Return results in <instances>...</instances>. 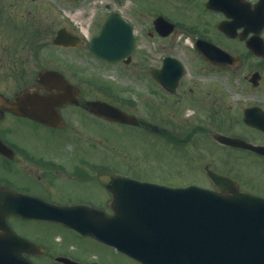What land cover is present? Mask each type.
Wrapping results in <instances>:
<instances>
[{"label": "flooded vegetation", "instance_id": "af4514ba", "mask_svg": "<svg viewBox=\"0 0 264 264\" xmlns=\"http://www.w3.org/2000/svg\"><path fill=\"white\" fill-rule=\"evenodd\" d=\"M60 1L0 0V21L6 29L11 26L19 29L25 47L35 48L34 59L26 56L25 50L14 59L19 64V80L26 81L22 86L38 85L39 72L49 69L60 72L79 88L77 103L57 107L63 119L59 126L6 113L5 119L22 118L23 125L31 129H24L21 139L1 136L13 154L9 157L0 153V161L18 167L19 173L13 177L0 175V206L6 209L38 206L29 201L31 197L49 204L85 206L112 213L113 194L100 175H133L108 166L105 155L91 153L90 136L72 137L76 124L90 123L100 134L107 128H116L117 132L135 129L154 140L166 136L180 144L194 137L216 142L214 133L220 131L209 130L208 125L204 127L200 118L195 120V130L185 136L175 134L170 126H186L190 119L185 121L180 117L189 109L216 124L222 106V124L243 127L246 132L221 133L264 146V0H143V3L101 0L100 9L90 14L86 26L76 24L70 15L58 18L64 11ZM62 1L73 7L82 0ZM5 5L15 6L23 19L12 20V13L7 12ZM49 11L52 13L46 16L52 21L44 24L45 20L39 16ZM107 22L117 23L102 35V44L118 51L120 58L115 62L98 58L90 50L92 39L100 35ZM5 25L1 24L0 29H5ZM61 31L68 33L67 46L56 44ZM47 41L69 56L38 58V45ZM8 57L4 49L0 51V64L10 63ZM31 63L40 64V69L23 76L24 66ZM223 79L227 86L222 84ZM38 88L41 95L50 94L41 85ZM232 95L238 96L236 103L229 99ZM96 100L135 115L136 125L111 121L91 112L87 103ZM232 103L236 104L235 110H230ZM236 109L240 110L239 116ZM226 148L237 150L238 153L233 152L235 156L243 155L248 168L231 164L234 175L222 172L238 180L246 190L264 196V191L258 188V180L264 176L256 175L254 170L257 164L264 168V155ZM93 154L98 159L93 160L96 157ZM18 161H23V168ZM5 221L19 236L43 248L39 253L33 250L23 253L34 264L49 256H53L52 263L56 264L60 255L82 264H141L116 248L58 223L13 214L5 216L0 223ZM68 236L75 245L80 244L84 256L67 249L57 250L58 246L69 245Z\"/></svg>", "mask_w": 264, "mask_h": 264}, {"label": "water", "instance_id": "95a60500", "mask_svg": "<svg viewBox=\"0 0 264 264\" xmlns=\"http://www.w3.org/2000/svg\"><path fill=\"white\" fill-rule=\"evenodd\" d=\"M66 42V34L61 32L56 43L66 45ZM49 74L46 72L42 75L41 83L52 88L51 81L48 80L52 75ZM63 83L57 88L69 87L64 81ZM55 104L42 101L38 93L22 94L14 103H8L0 97V109L6 108L21 115L24 113L43 122L47 121L48 110ZM90 105L94 112L110 119L131 121L126 115L114 109L109 110V107L100 102ZM224 139L229 145L253 148L237 140ZM211 177L223 193L192 186L170 189L117 178L123 180V186H131L142 193L130 197V204L119 198L121 206L115 208L116 214L113 217L105 216L100 211L78 207H55L43 210L41 214L80 231L95 233L105 241L119 244L125 249L151 248L160 251V255L141 254V257L148 260L155 257V264H199L203 258H209L208 264H230L228 261L223 263L218 260L229 257L236 259L235 264H255L257 255L249 253L252 246L248 242L255 241L263 234L260 224L264 223V199L239 189L228 178L214 173H211ZM102 179L109 185L115 177L103 176ZM4 210L2 208L3 215ZM41 214L29 212L25 216H42ZM7 243L8 240L0 239L1 264L16 261L14 254L9 253L14 245L7 246ZM200 249L206 251L203 256L198 252Z\"/></svg>", "mask_w": 264, "mask_h": 264}, {"label": "rangeland", "instance_id": "374dc122", "mask_svg": "<svg viewBox=\"0 0 264 264\" xmlns=\"http://www.w3.org/2000/svg\"><path fill=\"white\" fill-rule=\"evenodd\" d=\"M139 2L143 3V0H139ZM146 2L148 1H144V3ZM60 3L63 4L61 8L64 11L61 12V15H59L58 18L62 19L64 15H70L76 24H80L82 26H86L89 23L90 14H92L96 9H100L101 6V0H83L78 4H75L73 7L71 5H67L68 2H64L62 0L60 1ZM5 8H7V5H5ZM18 11L15 6H9L7 8V12L12 13V20L19 21L21 18L23 19V14ZM43 12L45 11L43 10ZM51 13L52 12L49 11L48 13H41V16H39L42 21L45 20L44 24H49L52 21V19L46 16V14L50 15ZM1 24H3V26L5 25L0 21V25ZM8 26L9 25L7 24V27ZM4 28L5 29H0V51H2L3 49L6 51L9 56L7 60L10 63H5L3 65L0 64V90L5 92L6 94L11 95L15 90L20 88L22 83L26 82L25 79L23 80V82L19 80V64H16L18 63L16 61L17 59L15 61L14 59L19 58L24 50L26 51V56L31 57L32 59H34L36 55L35 48H28L23 45V37H21L19 29L13 26L8 27L6 29V25ZM49 39H51V37ZM38 52V58L41 57V59H46L47 57H54L55 55L63 57L69 56L68 52H63L58 49H55L52 46L51 41H47L43 44L38 45ZM44 63L47 64L46 62H43V64ZM52 64L53 60L50 65ZM24 67L26 68L23 69V76L28 75V73L37 72L38 69H40L41 65L38 63H31L25 65ZM14 69H17L18 71L14 72ZM221 82L225 86L228 85L225 79H223V81ZM237 98V95L229 96V99L234 103H236ZM235 105L236 104H233V107H230V110L231 108L235 110ZM179 108L184 109L183 107ZM222 110L223 107L221 106V113L219 114L220 120H218L219 122H216V124H213L197 112H194L193 110L189 109L185 111L183 113L184 115H181L180 117V119L185 121L186 119H190L189 121H187L186 126L172 125L170 126V129L175 132V134H188L189 132L195 130L196 118H200L201 124L204 127L207 125L210 126L208 127L210 128L209 130L223 132L226 129L228 133L231 132L234 134H244L246 130L243 127H225L222 124L224 112ZM236 110L239 116L240 110ZM176 113L179 112L176 111ZM141 114H143L144 116L148 115L147 113ZM179 115L180 114H178V116ZM9 123H11V121H9ZM13 123L14 128L7 129V131L9 130V133L6 132V130L4 133V126L7 124V122L4 124V126L2 125V133L5 137L21 139L23 138V130L25 129L29 131L31 129L30 126H28L27 124L23 125V120L21 119L16 120ZM72 131L74 133L72 137H79L78 135L90 136L92 138L90 142L91 145H88L92 148L90 152L105 155L108 162L110 163V165L108 166L127 171L132 175H135L137 177L139 176L142 179L149 181H156L169 184L198 183L202 185H208L209 179L205 168L206 165H212L219 171H230V173H233L232 170L228 169L231 167V165H229L230 163L232 165L239 164L243 168H248V163L245 161L243 155H234V153H238V151L235 152L234 150L229 148L219 147L217 144H212V141L210 142L207 139L205 142L200 139L198 140L196 137H194L190 141L183 142V144H180L175 143L172 139H169L166 136H157V139L154 140L153 138L144 135L142 133V130L127 129L124 130L125 132H117L116 128L103 129V134H100L99 129H97L90 123L87 124V126H80L79 124H76L75 126H73ZM61 135L62 134H52L51 136L61 137ZM200 138H202V136ZM72 142L74 141H70V143ZM82 142L83 141H76V143ZM94 155L95 154H93L92 156ZM232 155L235 157L232 158ZM95 156L96 157H94L93 160L98 159V156ZM1 161L0 175L7 176L8 174L10 177H13L16 173H19L18 167L6 164L3 161L5 163L4 164ZM17 163H20L21 167L23 168V161H18ZM254 170L256 175L264 176V168L261 165L257 164ZM258 182V188L264 191V178L261 177V180L259 179ZM68 238H71L72 244L70 242L69 245L65 247L63 246V248H60L58 246L57 250L65 251L64 249H67L70 250L72 253H75V255L77 256H84L82 252L83 249L81 248V246H79L80 244L75 245V241L72 239V237L68 236ZM52 257L53 256L46 257L44 260L38 259L36 263L54 264L52 263Z\"/></svg>", "mask_w": 264, "mask_h": 264}]
</instances>
